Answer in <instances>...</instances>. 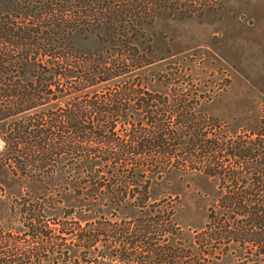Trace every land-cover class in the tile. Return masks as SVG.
<instances>
[{
	"label": "trees",
	"instance_id": "trees-1",
	"mask_svg": "<svg viewBox=\"0 0 264 264\" xmlns=\"http://www.w3.org/2000/svg\"><path fill=\"white\" fill-rule=\"evenodd\" d=\"M196 7L0 0V264H264V111L221 133L183 68H152L144 27ZM170 172L217 191L189 243L150 196Z\"/></svg>",
	"mask_w": 264,
	"mask_h": 264
},
{
	"label": "rangeland",
	"instance_id": "rangeland-1",
	"mask_svg": "<svg viewBox=\"0 0 264 264\" xmlns=\"http://www.w3.org/2000/svg\"><path fill=\"white\" fill-rule=\"evenodd\" d=\"M191 1L200 5L188 9L191 14L181 19L157 15L144 27L155 52L152 68L160 76H165L166 68H172L173 74L183 68V86L195 90L199 110L219 121L221 133L241 134L264 111V0ZM170 78L178 81L173 75ZM151 88L166 92L163 79ZM150 196L170 200L172 222L189 243L191 231L204 225L206 209L217 191L201 175L170 172L152 186ZM152 214L125 212L127 218ZM67 255L70 263L81 257L71 247ZM218 264H229V260Z\"/></svg>",
	"mask_w": 264,
	"mask_h": 264
}]
</instances>
